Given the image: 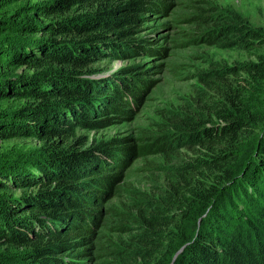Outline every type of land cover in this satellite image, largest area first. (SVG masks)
<instances>
[{
	"label": "trees",
	"instance_id": "16d2710c",
	"mask_svg": "<svg viewBox=\"0 0 264 264\" xmlns=\"http://www.w3.org/2000/svg\"><path fill=\"white\" fill-rule=\"evenodd\" d=\"M145 1L0 0V264H74L58 254L99 218L87 205L120 173L107 172L106 158L116 164L176 145L192 152L163 167L160 194L111 209L129 234L114 244L118 263L172 264L184 246L173 264H264V111L252 106L242 75L264 79L263 27L238 14H199L217 20L203 34L209 43L253 50L259 61L200 72L203 86L168 118L173 131L126 150L116 139L79 147L77 129L107 122L90 119L97 101L112 97L91 65L104 45L118 44L114 35L131 31L122 27ZM21 139L40 147L27 154Z\"/></svg>",
	"mask_w": 264,
	"mask_h": 264
},
{
	"label": "rangeland",
	"instance_id": "374dc122",
	"mask_svg": "<svg viewBox=\"0 0 264 264\" xmlns=\"http://www.w3.org/2000/svg\"><path fill=\"white\" fill-rule=\"evenodd\" d=\"M144 6L147 10L138 11V18L122 27L131 31L127 35H114L112 38L118 44L104 45V51L91 65L95 71L91 78L98 81L99 91L112 97L98 100L99 108L90 119L107 122L98 128L77 129V135L84 137L80 148L116 139L119 141L115 143L126 150L152 140L150 137L165 129L173 131V122L168 118L172 116L171 112L183 109L192 101L195 92L203 86L200 72L259 61L253 50L222 48L219 44L209 43L203 34L217 20L208 18L203 23L197 16L202 13L210 16L238 14L250 25L264 28V0H146ZM242 75L250 79L252 106L264 111V79L258 80L247 73ZM115 89L123 92V96L113 98L118 94ZM101 93L98 94L100 97ZM112 99H115L112 103L125 109H110ZM213 120L221 122L220 118ZM20 141L29 145L27 154L40 147L35 139ZM109 145L116 147L113 143ZM189 152H192L189 146L176 145L165 153L130 152L120 156L116 164L106 158L107 172H120L113 190L87 205V209L93 210L99 218L94 219L91 230L63 248L58 256L74 264H119L111 252L115 249L114 244H123L129 234L118 229L123 219L114 216L111 209L128 210L132 203L141 200L142 193L160 194L163 167ZM234 170L240 171L237 167ZM116 187L119 188L115 191Z\"/></svg>",
	"mask_w": 264,
	"mask_h": 264
},
{
	"label": "water",
	"instance_id": "95a60500",
	"mask_svg": "<svg viewBox=\"0 0 264 264\" xmlns=\"http://www.w3.org/2000/svg\"><path fill=\"white\" fill-rule=\"evenodd\" d=\"M183 248H184V246L178 250V252H177L176 255L174 256V259H173V261H172V264L174 263V261H175L176 257L178 256V254L183 250Z\"/></svg>",
	"mask_w": 264,
	"mask_h": 264
}]
</instances>
